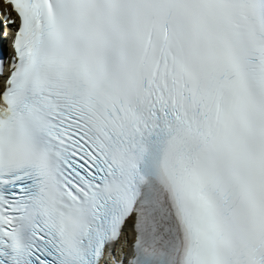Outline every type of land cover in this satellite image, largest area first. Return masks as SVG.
I'll use <instances>...</instances> for the list:
<instances>
[{"label": "snow or ice", "instance_id": "snow-or-ice-1", "mask_svg": "<svg viewBox=\"0 0 264 264\" xmlns=\"http://www.w3.org/2000/svg\"><path fill=\"white\" fill-rule=\"evenodd\" d=\"M0 2V264H264V0Z\"/></svg>", "mask_w": 264, "mask_h": 264}]
</instances>
